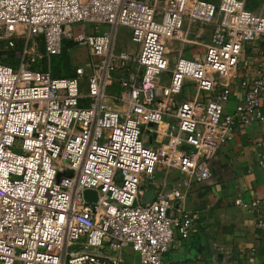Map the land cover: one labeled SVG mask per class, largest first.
<instances>
[{"label":"built area","instance_id":"obj_1","mask_svg":"<svg viewBox=\"0 0 264 264\" xmlns=\"http://www.w3.org/2000/svg\"><path fill=\"white\" fill-rule=\"evenodd\" d=\"M247 3L0 0V43L10 51L0 50V264H122L125 249L138 264H169L175 231L188 237L195 216L175 213L181 188L140 201V187L159 162L176 168L185 188L206 182L220 146L240 127L264 121V71L244 81L224 112L228 76L246 43L264 38V0L260 12ZM191 23L209 28L204 52L179 54L170 67L166 41H190ZM119 26L129 29L135 55L115 52ZM39 36L47 58L66 41L88 49L85 90L83 67L57 77L32 68ZM118 69L116 94L107 89ZM167 69L168 84L157 82ZM186 84L193 95L175 99ZM170 112L173 123L161 130ZM147 125L163 135L158 147L143 137ZM86 190L96 192L94 201ZM249 206L261 210L256 200Z\"/></svg>","mask_w":264,"mask_h":264},{"label":"crops","instance_id":"obj_2","mask_svg":"<svg viewBox=\"0 0 264 264\" xmlns=\"http://www.w3.org/2000/svg\"><path fill=\"white\" fill-rule=\"evenodd\" d=\"M261 71H264L263 37L246 43L237 67L228 76L230 94L223 102L225 113L233 110L245 89L244 81ZM185 86L191 91L184 98L191 97L193 85ZM261 108L264 111V98ZM209 166L211 178L204 183L194 182L188 188L183 187L180 173L152 177L140 187L144 201L153 200L160 191L181 188L183 197L177 201L175 213L195 216V229L188 237L175 231L164 255L166 262L264 264V121L250 122L237 129L209 159ZM236 199L246 205L236 204ZM253 200L261 205L260 211L249 206ZM120 254L122 264H137L131 250H121Z\"/></svg>","mask_w":264,"mask_h":264},{"label":"rangeland","instance_id":"obj_3","mask_svg":"<svg viewBox=\"0 0 264 264\" xmlns=\"http://www.w3.org/2000/svg\"><path fill=\"white\" fill-rule=\"evenodd\" d=\"M262 1L263 0H248V7L254 9L255 11L260 12L262 8ZM79 23L73 25L74 31H79ZM188 23L185 21L183 27H187ZM191 31L187 36L188 41L187 43H182L178 39H169L166 41V46L168 50V57L170 59V67L173 66L177 56L179 54L185 57H192V56H201L204 52V44L208 41L209 35V28L206 25H201L199 23H191L190 25ZM87 30L92 31V28L87 25ZM116 42H115V52L118 54L121 52H125L130 56L136 54V48L134 43L130 40V31L127 27L119 26L116 30ZM36 41L38 42V58L36 62L32 65V68L35 70H43L49 71L53 76H71L74 74L75 69L80 66L84 69V75L80 77L81 87L83 90L86 89L85 81L86 76L90 73V66L87 63L91 60V55L88 49L80 44L77 41H66L64 42V47L62 49V53L59 56L47 58L44 54V43L42 36L36 37ZM4 49V45L0 43V50ZM8 55H10V51L4 49ZM131 66H133L131 64ZM120 69H118L115 73H113V79L108 86V91L111 93L119 92L120 87L118 83V76H119ZM170 76V71L163 70L157 79V82L161 84H168ZM191 85V84H186ZM191 91L190 87L184 86L182 92L177 95H174L175 99L180 100L184 98L186 93ZM147 94H151V90H147ZM149 97V96H148ZM112 100L110 99L109 102ZM173 123V116L172 112L166 115L165 120L160 123L159 128L165 129L169 124ZM157 125H147L143 127V137L146 139L148 144H152L155 147H158L163 141V135L157 132ZM168 173L169 176H176L180 172L173 168L172 166L167 167L163 165L161 162L157 164L155 174L153 177L159 178L162 174ZM146 184V182H144ZM140 201L142 198L139 195ZM135 256V255H134ZM137 261V259H136ZM138 264V262H136ZM13 264H20L19 261H15Z\"/></svg>","mask_w":264,"mask_h":264},{"label":"water","instance_id":"obj_4","mask_svg":"<svg viewBox=\"0 0 264 264\" xmlns=\"http://www.w3.org/2000/svg\"><path fill=\"white\" fill-rule=\"evenodd\" d=\"M84 196L88 202H92L96 199L97 194L93 190H86L84 191Z\"/></svg>","mask_w":264,"mask_h":264},{"label":"trees","instance_id":"obj_5","mask_svg":"<svg viewBox=\"0 0 264 264\" xmlns=\"http://www.w3.org/2000/svg\"><path fill=\"white\" fill-rule=\"evenodd\" d=\"M62 53V52H61ZM59 56V55H58ZM74 74H75V71H74ZM74 74L73 75H71V76H74ZM55 77H57V76H55Z\"/></svg>","mask_w":264,"mask_h":264}]
</instances>
